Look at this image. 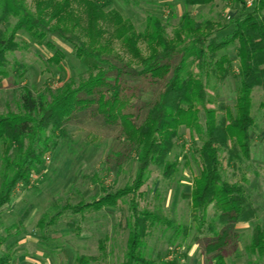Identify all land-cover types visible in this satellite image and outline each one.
<instances>
[{"label":"trees","instance_id":"trees-1","mask_svg":"<svg viewBox=\"0 0 264 264\" xmlns=\"http://www.w3.org/2000/svg\"><path fill=\"white\" fill-rule=\"evenodd\" d=\"M182 1L186 6H205L219 0ZM220 1H231L241 7L231 23L220 27L218 22H198L186 14L171 39L160 19L148 18L147 29L141 33L118 12H105L98 1H77V12L72 5L75 0H34L35 16L24 0H0V23L11 18L18 20L9 38L6 40L5 35L0 38V77L9 78L8 57L20 49L17 37L22 32L36 44H46L55 50L49 63L59 66L64 57L48 41L50 36H56L75 47V56L87 71H97L78 86L65 84L56 92L36 94L24 87L20 112L0 114V145L7 171L12 174L0 192V209L10 202L17 186L31 185L43 164L44 154L56 150L59 137L67 136V126L77 115L92 110L108 127L119 130L128 153L137 156L136 179L132 187L94 203L82 201L64 210L83 218L91 210L115 209L120 200L132 195L130 211L134 220L126 224L130 233L123 264H152L145 259L142 248L156 216L141 212L134 196L146 183L152 166L162 169L167 177L176 173L177 163L169 162L168 158L183 128L202 133L205 127L203 146L198 151L201 171L189 195L192 210L205 215L213 207L227 229L235 224L251 223L257 208L242 185L224 179L221 153L234 166H247L252 159V132L256 126L253 94L256 89L264 91V0H253L251 4L245 0ZM80 12L86 17L85 23L77 14ZM52 22L57 26H52ZM229 29V37H219ZM114 42H119L139 64L131 77L151 83L159 92L147 104L142 119L125 111L123 75L128 73L109 56ZM141 43L145 44L148 57L143 56ZM230 46H237L240 66L237 97L233 109L221 106L225 114L218 118L217 112L208 107L211 103L208 83L211 77L224 82L231 74L232 61L220 54ZM201 114L205 118L204 127ZM48 133L56 135L57 141L51 140ZM59 215L62 217V213ZM26 218L27 214L22 222ZM77 225L72 223L69 227L78 231L81 227ZM227 229L207 246L209 254H217L215 264H228L232 233ZM100 250L104 253V242L100 243ZM247 251L264 259V228L260 225L253 228ZM95 261L96 258L81 256L75 264Z\"/></svg>","mask_w":264,"mask_h":264},{"label":"rangeland","instance_id":"rangeland-1","mask_svg":"<svg viewBox=\"0 0 264 264\" xmlns=\"http://www.w3.org/2000/svg\"><path fill=\"white\" fill-rule=\"evenodd\" d=\"M77 1L72 5L79 12ZM93 1H98L105 12H118L141 33L147 29L148 18H158L171 39L186 14L198 22L211 20L223 27L241 11L239 5L220 0L205 6H186L182 0ZM245 1L250 4L253 0ZM24 2L36 16L34 0ZM77 14L85 23L84 13ZM17 23L18 20L13 18L0 23V38L5 35L7 40ZM52 26H57L56 22H52ZM229 32L230 29L219 37H229ZM106 37L109 39L110 34ZM48 41L64 55L59 66L49 63L55 50L46 44H36L25 32L18 33L20 49L8 57L9 78L0 77V114L20 112L24 87L36 94L47 90L56 92L65 84L78 86L91 74H97V71H87L78 61L73 45L56 36H50ZM139 46L143 56L148 57L145 44ZM112 50L109 56L128 73L123 75L126 81L123 85L125 111L142 119L147 104L156 99L159 92L151 83L131 77L138 71L139 64L119 42H114ZM220 54L227 55L233 67L224 82L215 77L209 79L211 103L208 107L217 112L218 118L225 114L220 110L221 106L234 107L240 72L237 46H230ZM252 114L256 126L252 132L251 162L247 166H234L228 164L225 153H221V157L224 179L242 185L257 208L256 218L251 223H239L227 229L220 223L213 207L205 215L203 212L195 214L192 210L189 195L201 171L198 151L205 139V118L201 114L202 133L183 128L175 141L168 161L177 163L176 173L167 177L162 169L152 166L146 183L134 196L141 212L156 216L142 248L147 261L152 264H215L217 254H209L207 246L227 229L232 233L228 264H264V259L247 251L253 228L257 225L264 228V91L261 89H256L253 94ZM77 116L67 126V136L59 137L60 145L56 150L44 154L43 164L35 174V183L17 186L10 202L0 209L2 264H75L81 256L96 258L91 264L125 262L130 233L126 224L134 220L130 211L132 195L120 200L115 209L91 210L85 212L83 218L64 209L82 201L94 203L132 187L137 174V156L128 153L119 130L108 127L95 112L88 110ZM48 136L57 141L56 135L48 133ZM11 177L0 145V192ZM25 214L27 218L22 222ZM72 223H77L80 230L69 227ZM101 242L105 243L104 253L100 250Z\"/></svg>","mask_w":264,"mask_h":264},{"label":"built area","instance_id":"built-area-1","mask_svg":"<svg viewBox=\"0 0 264 264\" xmlns=\"http://www.w3.org/2000/svg\"><path fill=\"white\" fill-rule=\"evenodd\" d=\"M250 4H251V3H250ZM47 159L49 160V158H47ZM36 180H37V177L34 176L33 179H32V181H31V185L34 184Z\"/></svg>","mask_w":264,"mask_h":264}]
</instances>
